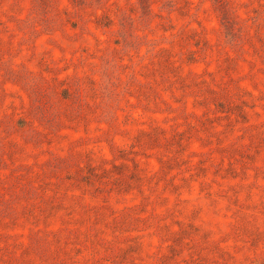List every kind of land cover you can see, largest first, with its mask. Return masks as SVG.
<instances>
[{
  "label": "rangeland",
  "instance_id": "374dc122",
  "mask_svg": "<svg viewBox=\"0 0 264 264\" xmlns=\"http://www.w3.org/2000/svg\"><path fill=\"white\" fill-rule=\"evenodd\" d=\"M0 264H264V0H0Z\"/></svg>",
  "mask_w": 264,
  "mask_h": 264
}]
</instances>
